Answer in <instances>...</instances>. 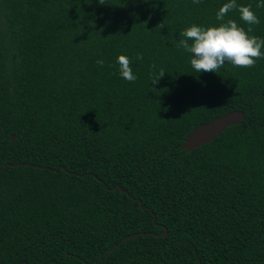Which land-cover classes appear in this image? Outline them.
<instances>
[{
	"label": "trees",
	"instance_id": "1",
	"mask_svg": "<svg viewBox=\"0 0 264 264\" xmlns=\"http://www.w3.org/2000/svg\"><path fill=\"white\" fill-rule=\"evenodd\" d=\"M227 2L0 0V264H264V59L197 73L177 48Z\"/></svg>",
	"mask_w": 264,
	"mask_h": 264
},
{
	"label": "clouds",
	"instance_id": "2",
	"mask_svg": "<svg viewBox=\"0 0 264 264\" xmlns=\"http://www.w3.org/2000/svg\"><path fill=\"white\" fill-rule=\"evenodd\" d=\"M100 4H105L104 0H98ZM194 4H200L201 0H193ZM257 8H264V0H258ZM233 10H238L240 20L248 25L260 23L259 17L252 10L251 5H238L236 0H229L216 13V19L221 21L218 26H199L191 25L180 32L177 48H182L190 54L191 67L197 73L213 72L219 73L225 64L234 67L254 68L260 59H264V38L251 35V27L247 30L240 26L237 21L228 19L225 21L227 14ZM158 27L163 28L161 24ZM191 42V43H190ZM137 60L143 59V54L139 53ZM119 72L123 79L128 82H135L138 77L133 72L132 60L128 56L120 55L117 57ZM97 64L103 66L104 61L97 60ZM156 69V65H151ZM163 68L159 70L152 84L157 83L164 77Z\"/></svg>",
	"mask_w": 264,
	"mask_h": 264
},
{
	"label": "water",
	"instance_id": "3",
	"mask_svg": "<svg viewBox=\"0 0 264 264\" xmlns=\"http://www.w3.org/2000/svg\"><path fill=\"white\" fill-rule=\"evenodd\" d=\"M246 118V114L244 111L236 110L232 111L224 116H220L215 118L213 121L209 123H205L194 129L185 139L184 150L186 152H191L195 149L201 148L209 143H212L215 138L225 132L228 128L232 126H237L242 123ZM12 140H15V136H12ZM9 166H4L3 169H6ZM117 189L122 188L120 186H116ZM167 232L163 235L166 236Z\"/></svg>",
	"mask_w": 264,
	"mask_h": 264
}]
</instances>
